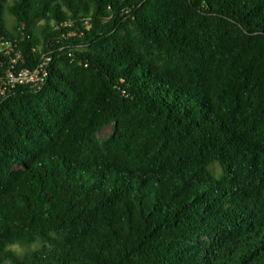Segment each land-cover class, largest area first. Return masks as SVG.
<instances>
[{"label": "trees", "instance_id": "trees-1", "mask_svg": "<svg viewBox=\"0 0 264 264\" xmlns=\"http://www.w3.org/2000/svg\"><path fill=\"white\" fill-rule=\"evenodd\" d=\"M48 53L0 101V264H264V0H0V81Z\"/></svg>", "mask_w": 264, "mask_h": 264}, {"label": "built area", "instance_id": "built-area-1", "mask_svg": "<svg viewBox=\"0 0 264 264\" xmlns=\"http://www.w3.org/2000/svg\"><path fill=\"white\" fill-rule=\"evenodd\" d=\"M50 53L43 55L39 64L32 70H23L12 73L0 81V101L9 95L18 86H27L33 89H41L49 78Z\"/></svg>", "mask_w": 264, "mask_h": 264}, {"label": "rangeland", "instance_id": "rangeland-1", "mask_svg": "<svg viewBox=\"0 0 264 264\" xmlns=\"http://www.w3.org/2000/svg\"><path fill=\"white\" fill-rule=\"evenodd\" d=\"M13 22V19L11 17H8V23L9 24H12ZM112 128H108L105 132H103L101 134V137L102 138H105L110 132H111ZM36 245H33L32 247H19V246H16L14 247L13 249L16 250L19 254H25L26 252L32 250V249H36Z\"/></svg>", "mask_w": 264, "mask_h": 264}]
</instances>
